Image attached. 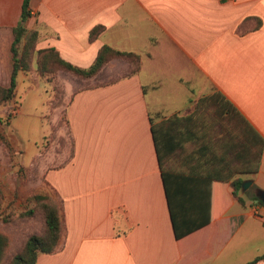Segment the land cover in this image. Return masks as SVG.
I'll use <instances>...</instances> for the list:
<instances>
[{"label":"crops","instance_id":"0c3cea01","mask_svg":"<svg viewBox=\"0 0 264 264\" xmlns=\"http://www.w3.org/2000/svg\"><path fill=\"white\" fill-rule=\"evenodd\" d=\"M21 1L0 0L2 84L9 81ZM28 9L24 24L39 31L36 48L53 47L78 66H87L101 44L140 58L134 73L112 57L91 85L67 88L57 130L68 135L69 152L56 161L47 152L40 191L56 201L61 234L55 250L39 252L33 264H264V205L253 198L254 187L264 190V0H28ZM96 23L104 27L90 40ZM66 74L58 70L56 77ZM212 91L263 139L257 168L237 174L252 190L237 192L241 202L229 179L201 182L207 170H233L224 154L238 145L223 126H210L207 114L218 121L216 112L204 108L195 122L186 112ZM167 118L160 130L192 139L164 155L160 167L150 124ZM187 141L195 148L180 155ZM245 151L249 164L255 147ZM161 168L189 219H198L208 190V221L179 238Z\"/></svg>","mask_w":264,"mask_h":264},{"label":"trees","instance_id":"16d2710c","mask_svg":"<svg viewBox=\"0 0 264 264\" xmlns=\"http://www.w3.org/2000/svg\"><path fill=\"white\" fill-rule=\"evenodd\" d=\"M29 16L28 0H22L20 5V13L18 21L11 27L12 38L9 45L10 51V74L7 85L0 84V103L9 100L14 93L15 77L18 71H34L45 77L47 80L53 81L52 78L57 70H64L73 75H76L84 80L89 79L95 74L99 68L110 58L119 57L128 62L125 70L126 74L134 73L140 66L139 55L130 50H120L112 48L107 44H101L87 66L75 65L58 54L53 47L36 48L35 43L39 35L36 28L26 27L24 21ZM100 23L93 24L87 33L88 39H93L103 29ZM213 104L216 113L229 114L231 112L237 114L242 121V126L239 128V133L247 146L255 147V157L250 168L240 170L242 173L254 171L259 162L261 146L263 143L262 137L256 133L249 124L239 115L232 104L218 91L201 95L192 100L186 106V112L193 114L194 122L199 118L195 114V110L207 108V104ZM189 116V115H186ZM169 118L156 124H150V129L153 137L154 148L161 167V158L172 152L175 148L180 147L184 139H192L188 134L186 137L177 140L175 139L174 131H170L168 127H163V123L169 122ZM181 141V142H180ZM0 142L10 150V144L6 137L0 132ZM246 149V148H245ZM247 152V151H246ZM248 153V152H247ZM245 154V152H244ZM252 155V152H251ZM243 157V153H239V158ZM161 177L164 184L167 204L172 223L173 234L176 238L188 233L208 221V190L207 195L204 194L201 204L202 212L199 210L198 219L192 220L183 213V202L175 195H171L168 188L167 172L161 168ZM204 173V180L201 182L208 183L212 178L229 179V184L232 188V193L241 202L242 198L237 194L240 190L243 177L235 174V170H219L210 169ZM225 171V173H222ZM185 180V177H182ZM207 178V179H206ZM189 181L195 179L187 178ZM188 182V181H183ZM191 201L199 202L198 196H189ZM195 200H193V198ZM253 198L259 202L260 199L253 194ZM27 205L18 211L12 219L3 218L4 227L0 228V264H33L39 252H52L55 250L61 234V221L57 209L55 199L47 194L37 191H31L27 195ZM199 208V207H197ZM201 213V214H200ZM36 220V225L28 226L29 220ZM7 223V224H5ZM264 224V221H263ZM17 227H16V226ZM16 227L10 229L8 227Z\"/></svg>","mask_w":264,"mask_h":264},{"label":"rangeland","instance_id":"374dc122","mask_svg":"<svg viewBox=\"0 0 264 264\" xmlns=\"http://www.w3.org/2000/svg\"><path fill=\"white\" fill-rule=\"evenodd\" d=\"M57 71L52 78L53 81L38 75L32 68L27 71H18L12 97L0 103V132L10 144V150L7 152V148L0 142V228L4 227L3 218L12 219L27 205V195L32 190L41 191L42 160H48L47 152H51L50 156H54L53 161H56L58 155L67 156L69 152L68 135L64 128L57 130L60 125H64L63 103L67 98V88L88 86L92 84V81L84 80L67 71L68 75L66 74L63 80L58 79ZM21 73L24 76H20ZM0 84L7 85V83ZM206 107L214 112L217 111L213 104L209 103ZM201 112L204 113V108L195 110L194 113L200 117ZM223 117L219 114L217 121L216 117L207 114V119L211 120L210 126L214 131L217 126H223L226 134L238 142V145L224 155L228 164L237 171L235 174H243L240 170L246 164L249 166L252 164L255 153L251 151L252 155L248 164L249 155L245 151L247 145L244 144L239 133V128L242 126L241 119L233 112ZM195 145L196 142L194 144L185 142L180 155L185 151L188 152L189 149H194ZM239 152L243 153L241 159L237 156ZM245 189L252 194L250 185ZM28 223V226L33 227L36 225V220H29ZM15 226L8 228L16 229L17 226Z\"/></svg>","mask_w":264,"mask_h":264},{"label":"water","instance_id":"95a60500","mask_svg":"<svg viewBox=\"0 0 264 264\" xmlns=\"http://www.w3.org/2000/svg\"><path fill=\"white\" fill-rule=\"evenodd\" d=\"M249 184H250V179L249 178L243 179L242 182H241L240 189L241 190L245 189ZM253 193H254L255 196H257L260 199V201L264 205V190L259 188V187H254L253 188Z\"/></svg>","mask_w":264,"mask_h":264}]
</instances>
